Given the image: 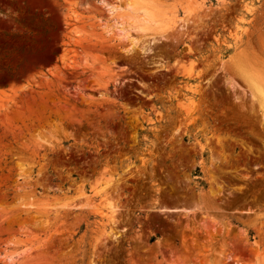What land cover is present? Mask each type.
<instances>
[{
	"label": "rangeland",
	"instance_id": "rangeland-1",
	"mask_svg": "<svg viewBox=\"0 0 264 264\" xmlns=\"http://www.w3.org/2000/svg\"><path fill=\"white\" fill-rule=\"evenodd\" d=\"M104 1L0 0V264H264V0Z\"/></svg>",
	"mask_w": 264,
	"mask_h": 264
},
{
	"label": "bare ground",
	"instance_id": "bare-ground-1",
	"mask_svg": "<svg viewBox=\"0 0 264 264\" xmlns=\"http://www.w3.org/2000/svg\"><path fill=\"white\" fill-rule=\"evenodd\" d=\"M115 1L121 2V0H115ZM99 3L105 4V6L108 8V13H110L111 15H113L112 13L116 9H118L114 5L106 4L104 0H100ZM204 5L205 4L200 3V8L205 7ZM245 7H246L245 9L248 12H250V8L247 5H245ZM148 14L146 13V11H144V17L145 18H142L144 24H147L149 21ZM138 19L140 20V18H138ZM140 22H142V21H140ZM185 22H188V21H185ZM146 27L148 28V26H146ZM184 27H185V24H183L182 26L181 25L179 26L180 29H184ZM148 30H149V28H148ZM118 32H119L118 36L120 38H124L129 43L130 48L128 50V53H131L135 48H138V47H140L139 49L142 52V54H144V55H148L152 52L151 48H150V44L153 42L155 43L156 38L153 35H150V33H147V29H145V27L144 28L143 27L142 28L128 27L127 29L120 28V29H118ZM146 39H150V42L146 43L145 42ZM247 81H248V79H247ZM257 81H255L253 78L250 77L249 81H248V85H249V88L252 90V92L256 95V97L259 101L260 108L264 111V87L262 85H260ZM263 124H264V118H263ZM107 195H109V194H108L107 190L105 189V190H103L102 194L98 195V198H100L102 200V199H105L107 197ZM96 210H97V214L106 222H108V223H114L115 222L116 213H115V211H113L112 208L111 209L97 208ZM256 256L259 257L260 253L256 252Z\"/></svg>",
	"mask_w": 264,
	"mask_h": 264
}]
</instances>
